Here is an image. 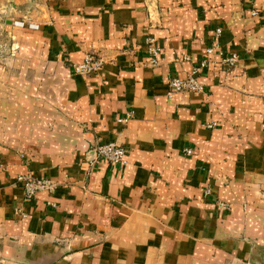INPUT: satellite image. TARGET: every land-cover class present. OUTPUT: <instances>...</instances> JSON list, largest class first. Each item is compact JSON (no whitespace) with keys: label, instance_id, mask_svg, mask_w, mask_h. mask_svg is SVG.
<instances>
[{"label":"crops","instance_id":"obj_1","mask_svg":"<svg viewBox=\"0 0 264 264\" xmlns=\"http://www.w3.org/2000/svg\"><path fill=\"white\" fill-rule=\"evenodd\" d=\"M30 5L40 29L26 26L15 68L0 65V264H264V0ZM219 27L237 65L212 55L205 92L170 94ZM87 53L106 63L81 76ZM110 142L126 164L89 158ZM25 173L59 187L28 200Z\"/></svg>","mask_w":264,"mask_h":264},{"label":"built area","instance_id":"obj_2","mask_svg":"<svg viewBox=\"0 0 264 264\" xmlns=\"http://www.w3.org/2000/svg\"><path fill=\"white\" fill-rule=\"evenodd\" d=\"M258 11L254 10L252 12L253 16H256ZM18 23V22H17ZM24 26L25 22H19ZM30 28H38L39 26L34 23H29ZM222 28H217L215 30L214 38L212 42L206 47L205 51L207 57L204 58L198 65H196L191 73L185 78L171 77L168 81L170 94L174 92H205V85L202 83L198 76L201 71L209 66L210 59L212 55H217L220 58V61L223 66L227 68H232L237 65L240 60V56L236 52L226 53L219 42V37L221 36ZM146 47L147 52L150 55V63L152 65H157L160 62L162 48L158 45L157 39L154 35L150 34L146 37ZM106 63V59L102 56H99L95 53H87L84 56V59L80 62H75L73 64L74 72L81 76H89L93 73L98 72ZM209 101V98L206 97ZM210 102V101H209ZM121 121H127L128 117L120 119ZM217 122L212 121L207 123L209 129L215 128ZM97 150L94 160L104 159L114 164H126L127 154L126 149L123 145L110 142L102 143L94 146ZM184 152L187 155L193 153V149L190 147H185ZM18 183H20L24 189L25 197L28 200L33 199L39 192H47L48 194H53L56 192L59 187V182L50 177H36L31 173L19 174L17 177ZM212 193L211 189L205 191L206 195ZM22 217H27V213L24 211H19L18 213Z\"/></svg>","mask_w":264,"mask_h":264},{"label":"rangeland","instance_id":"obj_3","mask_svg":"<svg viewBox=\"0 0 264 264\" xmlns=\"http://www.w3.org/2000/svg\"><path fill=\"white\" fill-rule=\"evenodd\" d=\"M31 1L0 0V65L7 70L15 68L14 63L21 57L19 53L26 54L24 51H27V48L23 47L21 43L23 39L26 40L27 38L26 26L29 27V23H34L39 26L34 30L40 29V23L32 20L30 16L32 12L37 17L41 16L42 10L38 5L31 8ZM19 22H25L26 24L22 26ZM5 78H8V76ZM207 189H211L212 193L206 195L205 191ZM203 194L204 197L213 198L221 208L225 207V203L220 199L215 187L212 185L204 188Z\"/></svg>","mask_w":264,"mask_h":264},{"label":"water","instance_id":"obj_4","mask_svg":"<svg viewBox=\"0 0 264 264\" xmlns=\"http://www.w3.org/2000/svg\"><path fill=\"white\" fill-rule=\"evenodd\" d=\"M96 153H97V150H96V148L94 147L91 151H90V154H89V158L90 159H94L95 158V156H96Z\"/></svg>","mask_w":264,"mask_h":264}]
</instances>
